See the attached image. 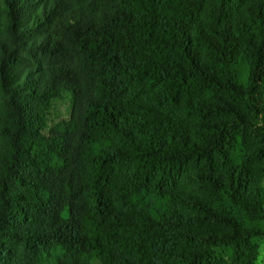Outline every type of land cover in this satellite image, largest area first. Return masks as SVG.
Masks as SVG:
<instances>
[{
	"label": "trees",
	"instance_id": "1",
	"mask_svg": "<svg viewBox=\"0 0 264 264\" xmlns=\"http://www.w3.org/2000/svg\"><path fill=\"white\" fill-rule=\"evenodd\" d=\"M257 238L264 0H0V264H259Z\"/></svg>",
	"mask_w": 264,
	"mask_h": 264
},
{
	"label": "rangeland",
	"instance_id": "2",
	"mask_svg": "<svg viewBox=\"0 0 264 264\" xmlns=\"http://www.w3.org/2000/svg\"><path fill=\"white\" fill-rule=\"evenodd\" d=\"M61 109H62V112L67 110L65 101L61 103ZM66 115H67V113H66ZM256 241L261 246V248H260V257L258 259V263L259 264H264V239L263 238H257Z\"/></svg>",
	"mask_w": 264,
	"mask_h": 264
}]
</instances>
